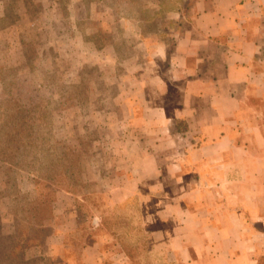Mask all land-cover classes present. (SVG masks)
Returning <instances> with one entry per match:
<instances>
[{"label": "crops", "instance_id": "crops-1", "mask_svg": "<svg viewBox=\"0 0 264 264\" xmlns=\"http://www.w3.org/2000/svg\"><path fill=\"white\" fill-rule=\"evenodd\" d=\"M152 4L120 12V139L136 134L110 204L137 197L149 247L82 236L57 201L46 236L0 264H264V0Z\"/></svg>", "mask_w": 264, "mask_h": 264}, {"label": "rangeland", "instance_id": "rangeland-1", "mask_svg": "<svg viewBox=\"0 0 264 264\" xmlns=\"http://www.w3.org/2000/svg\"><path fill=\"white\" fill-rule=\"evenodd\" d=\"M155 2L173 5L0 0V242L14 226L29 236L24 248L35 246L50 230L35 223L59 201L112 246L131 254L149 247L137 197L110 204L120 199L121 152L136 134L120 139V56L130 52L120 12Z\"/></svg>", "mask_w": 264, "mask_h": 264}, {"label": "trees", "instance_id": "trees-1", "mask_svg": "<svg viewBox=\"0 0 264 264\" xmlns=\"http://www.w3.org/2000/svg\"><path fill=\"white\" fill-rule=\"evenodd\" d=\"M43 202H45V201H43ZM43 202H42V204H44ZM47 210H48L47 213L42 216L41 220L39 222H36L35 223V226L36 227L39 228L42 225L45 226L52 219V213H51L50 208L47 207ZM16 229L13 231L12 234L3 235L1 237V242H0V259L8 258L9 261H16V262H19L20 261L19 260L20 259L19 258L20 257V253H21V250L24 249L23 242H25L26 240H28V237L29 236L24 235L23 233H20L19 231L17 232ZM89 229L91 230V228H89ZM79 230H80V233H82V236L87 235V236H90L91 237V236H94V235H100L101 234V233L97 232V231L100 230L99 228L98 229H94V233L93 232H86V231H84V229H81L80 224H79ZM30 231H31V229H30ZM12 252L14 253L13 256L8 255V254H11ZM127 252L130 253L129 251H127Z\"/></svg>", "mask_w": 264, "mask_h": 264}]
</instances>
